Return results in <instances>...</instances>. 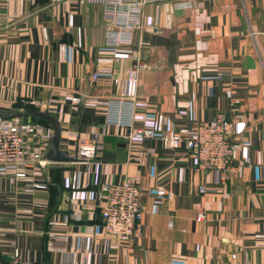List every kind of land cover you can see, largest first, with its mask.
<instances>
[{
    "label": "crops",
    "instance_id": "0c3cea01",
    "mask_svg": "<svg viewBox=\"0 0 264 264\" xmlns=\"http://www.w3.org/2000/svg\"><path fill=\"white\" fill-rule=\"evenodd\" d=\"M47 3L0 0V107L49 111L62 148L98 137L101 156L0 165V264H264V0H149L137 82L130 49L105 45L100 3ZM129 97L136 124L159 133L230 120L238 147L227 176L157 137L126 139L106 101ZM5 122L27 135L28 157L46 154L52 126ZM129 174L141 189L140 234L120 242L104 231L98 193Z\"/></svg>",
    "mask_w": 264,
    "mask_h": 264
},
{
    "label": "built area",
    "instance_id": "2783aa9c",
    "mask_svg": "<svg viewBox=\"0 0 264 264\" xmlns=\"http://www.w3.org/2000/svg\"><path fill=\"white\" fill-rule=\"evenodd\" d=\"M72 1L79 4L100 3L104 9V18L112 28L106 32L105 45L113 49H130L135 62L128 72V80L137 82L139 73L148 67L142 60L141 51L135 48V35L144 28L145 8L149 0H48L46 8ZM192 0H186L190 3ZM118 61V58H115ZM98 74L91 76L98 80ZM35 105L39 102L32 101ZM106 107L109 122L129 127L124 137L129 140L142 138H159L165 147L172 149L185 148L198 162L199 169L212 168L227 176L234 150L238 147L232 140L233 123L222 117L211 121H197L191 125L158 132L152 127L136 124V99H108ZM54 131L48 133L51 141ZM48 146V145H46ZM98 137L81 139L79 157L84 162L97 160L101 156ZM47 148V147H40ZM48 150V149H46ZM45 153L39 149L28 157V137L16 130L10 122H5L0 129V165L32 164L43 166ZM204 190V187H202ZM99 211L107 235L120 242H129L140 234L141 189L134 175H127L117 182L104 184L98 193ZM14 258H20V251H14ZM240 264V263H235Z\"/></svg>",
    "mask_w": 264,
    "mask_h": 264
},
{
    "label": "water",
    "instance_id": "95a60500",
    "mask_svg": "<svg viewBox=\"0 0 264 264\" xmlns=\"http://www.w3.org/2000/svg\"><path fill=\"white\" fill-rule=\"evenodd\" d=\"M110 28H112V26H110ZM0 116L4 118L13 116H29L49 121L53 127L54 135L44 156V160L55 163H76L82 161L79 157V148H76L75 151L71 153L69 150L61 147L62 125L60 120L49 111L16 106L13 109L7 110L0 107Z\"/></svg>",
    "mask_w": 264,
    "mask_h": 264
},
{
    "label": "trees",
    "instance_id": "16d2710c",
    "mask_svg": "<svg viewBox=\"0 0 264 264\" xmlns=\"http://www.w3.org/2000/svg\"><path fill=\"white\" fill-rule=\"evenodd\" d=\"M16 107H25V108H30V109H38L36 106L32 105V104H23V103H17L15 105ZM32 119L36 122H39L40 124H43V125H51V123L45 119H42V118H34L32 117Z\"/></svg>",
    "mask_w": 264,
    "mask_h": 264
}]
</instances>
